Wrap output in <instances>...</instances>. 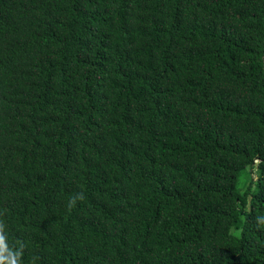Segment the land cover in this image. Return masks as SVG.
Returning a JSON list of instances; mask_svg holds the SVG:
<instances>
[{"label": "trees", "instance_id": "trees-1", "mask_svg": "<svg viewBox=\"0 0 264 264\" xmlns=\"http://www.w3.org/2000/svg\"><path fill=\"white\" fill-rule=\"evenodd\" d=\"M0 222L21 264H264V0H0Z\"/></svg>", "mask_w": 264, "mask_h": 264}, {"label": "clouds", "instance_id": "clouds-1", "mask_svg": "<svg viewBox=\"0 0 264 264\" xmlns=\"http://www.w3.org/2000/svg\"><path fill=\"white\" fill-rule=\"evenodd\" d=\"M77 198H82V194ZM74 204L75 199L70 202V207L74 206ZM22 255L23 245H21L19 249L13 250L8 246L6 236L0 232V264H21Z\"/></svg>", "mask_w": 264, "mask_h": 264}, {"label": "rangeland", "instance_id": "rangeland-1", "mask_svg": "<svg viewBox=\"0 0 264 264\" xmlns=\"http://www.w3.org/2000/svg\"><path fill=\"white\" fill-rule=\"evenodd\" d=\"M247 172H248V169H245L239 175V178H238V187H239V189L243 188L244 185H245V180H246V178H248Z\"/></svg>", "mask_w": 264, "mask_h": 264}]
</instances>
